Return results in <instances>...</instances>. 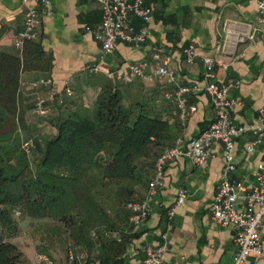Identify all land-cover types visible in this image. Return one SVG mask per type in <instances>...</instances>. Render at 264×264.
<instances>
[{"label":"crops","instance_id":"0c3cea01","mask_svg":"<svg viewBox=\"0 0 264 264\" xmlns=\"http://www.w3.org/2000/svg\"><path fill=\"white\" fill-rule=\"evenodd\" d=\"M144 3L151 10L146 42L138 47L118 42L110 54H104L101 44L85 31L86 27L94 30L101 21V8L97 3L52 0L50 15L40 16L37 39L17 49L15 38L23 29L26 6L22 0H0V55L14 56L21 61L18 111L23 126L28 127V120L34 117L40 120L38 127H48L54 132L53 124L61 114L91 110L101 91L110 87L121 91L125 105L142 106L149 116L166 121L175 137L174 146L177 144L184 150L188 141L214 120L204 91L203 57L221 64L213 69V81L230 85L229 98L239 102L231 114L233 123L255 122L258 109L264 108V23H256V2L144 0ZM133 25L137 30L142 22L134 18ZM254 28L258 31L253 41H238ZM189 45L196 48L191 64L185 63L183 54ZM154 54L159 55L160 61L168 60V69L178 85L195 88L187 96L188 106H193L195 111L188 112L183 120L175 101L169 98L175 86L154 74L157 66ZM137 62L147 64V77L123 85L122 75L129 65ZM40 78H50L58 93L51 104L49 122L32 113L36 92L31 84ZM66 84L73 93L71 97L63 94ZM37 92L44 95L46 89L40 88ZM252 141L253 136L244 133L235 139L232 151L236 163L233 178L243 182L247 189L253 184L254 174L264 165V145L255 146L252 152L246 151ZM222 166L219 143L213 145L205 167H198L185 157L167 161L162 168V185L152 196L148 197L147 193L145 196L149 216L144 223L124 233V249L117 252L107 248L106 256L99 255L96 249L87 253L85 264H142L145 247L159 245L162 234L167 235L168 244L163 264L229 263L235 251L233 233L229 228L216 225L210 215ZM180 189L186 191L185 204L176 207L173 219L168 221L167 210L174 205ZM260 236L264 249V221ZM22 252L27 264H38L39 253L33 245L22 246ZM50 259L51 264H79L69 262L66 251H59ZM248 264H264V256L251 255Z\"/></svg>","mask_w":264,"mask_h":264},{"label":"trees","instance_id":"16d2710c","mask_svg":"<svg viewBox=\"0 0 264 264\" xmlns=\"http://www.w3.org/2000/svg\"><path fill=\"white\" fill-rule=\"evenodd\" d=\"M20 70L19 58L0 55V264H27L15 243L20 219L49 258L122 251L133 227L127 204L145 198L158 158L174 146L169 124L106 87L91 110L64 112L54 132L32 138V161L21 149Z\"/></svg>","mask_w":264,"mask_h":264},{"label":"built area","instance_id":"2783aa9c","mask_svg":"<svg viewBox=\"0 0 264 264\" xmlns=\"http://www.w3.org/2000/svg\"><path fill=\"white\" fill-rule=\"evenodd\" d=\"M52 0H22L26 6L23 29L15 38V47L21 49L25 42L34 41L38 37V27L42 14L50 15V2ZM97 3L101 8V21L94 30L85 28L87 34H91L101 44L104 54H110L116 43L120 42L131 46H141L148 38L149 30L147 24L151 18V10L145 5L144 0H90ZM258 11L257 25L264 23V0H254ZM31 4H33L31 6ZM141 20L142 25L135 30L133 19ZM258 29L254 28L252 33L245 34L238 38V41H253ZM185 63L191 64L196 57V48L193 45L187 46L184 51ZM153 59L157 62L155 76L163 78L172 86L174 92L169 95L176 103L182 120L188 112H194L193 106H188L187 96L195 88L178 85L173 73L168 69V60L160 61L159 55L154 54ZM204 66L203 79L206 83L204 91L207 94L214 112V120L207 129L198 136L191 138L187 147L182 150L177 144L165 150L158 158L153 177L148 185L147 196H152L156 188L162 185L163 165L176 157H185L198 167H205L211 157V150L214 144L219 143L222 147L223 166L217 192L210 207L211 220L218 226L229 228L233 233L234 255L227 264H248L251 255L264 256V249L261 241L260 230L264 221V165L254 174L253 184L247 189L243 182L235 181L233 174L236 170V163L233 158V146L237 137L244 133L253 136V141L246 146L247 152H252L255 146L264 145V108L257 111L255 122L248 125H236L231 119V114L239 102L229 98L228 88L230 85H221L213 81V69L221 65L218 61L203 57ZM147 64L137 62L127 67V72L122 75L123 85L132 84L136 79H145ZM36 92L32 105V113L38 118H47L51 114V104L56 100L58 93L55 90L54 82L50 78H40L31 84ZM46 89L44 95L37 91ZM66 97L72 96L71 89L67 86L63 89ZM34 142L32 138L26 139L21 144V149L29 154L32 151ZM186 191L180 189L176 201L167 210V220L171 221L175 215V208L185 204ZM130 212L129 223L139 226L149 216L147 197L141 201L127 204ZM162 242L157 246H146L142 264H163L164 255L168 251L167 235L162 234ZM69 262L85 264V253L68 252ZM38 264H51V259L38 254Z\"/></svg>","mask_w":264,"mask_h":264},{"label":"rangeland","instance_id":"374dc122","mask_svg":"<svg viewBox=\"0 0 264 264\" xmlns=\"http://www.w3.org/2000/svg\"><path fill=\"white\" fill-rule=\"evenodd\" d=\"M29 121V126L27 127V129L22 133L23 135V139H29V138H36L38 139L40 137V135L42 134V132H44V134H48L50 133V128L47 129H41L40 127H38L39 121L34 117H30ZM47 122H49L47 120ZM29 158L34 161L37 158V154L35 153V150L31 151L29 153ZM29 229V221L27 219L22 220L20 219L19 222V234L17 236V238L15 239V243L17 245L20 246H26L28 244H31L29 237L27 236L28 230ZM32 245V244H31Z\"/></svg>","mask_w":264,"mask_h":264}]
</instances>
